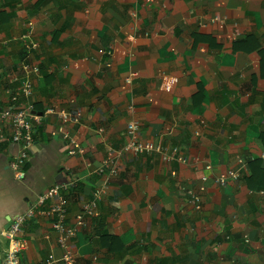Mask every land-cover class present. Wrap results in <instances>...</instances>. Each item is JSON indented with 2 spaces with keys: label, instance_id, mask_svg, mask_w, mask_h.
I'll return each instance as SVG.
<instances>
[{
  "label": "crops",
  "instance_id": "crops-1",
  "mask_svg": "<svg viewBox=\"0 0 264 264\" xmlns=\"http://www.w3.org/2000/svg\"><path fill=\"white\" fill-rule=\"evenodd\" d=\"M22 62L38 113L81 116L36 127L21 177L0 131V264L18 217L20 264H63L59 198L78 264H264V0H0L1 107ZM133 120L158 150L127 148Z\"/></svg>",
  "mask_w": 264,
  "mask_h": 264
},
{
  "label": "built area",
  "instance_id": "built-area-1",
  "mask_svg": "<svg viewBox=\"0 0 264 264\" xmlns=\"http://www.w3.org/2000/svg\"><path fill=\"white\" fill-rule=\"evenodd\" d=\"M33 46L32 42L27 43V47L31 48ZM22 71V77L19 80V86L13 90L11 93V101L5 107L0 106V131L4 130V125L8 124L10 127V141L17 145V151L13 158L11 159L9 165L11 169L16 173L17 177L23 175V168L25 167L29 150L34 143L36 127L43 123L49 115H58L63 119H69L74 122H79L81 114L79 112H68L63 109L58 110L55 107H49L44 112L38 113L35 110L34 104L30 101V97L34 92V82L33 77L40 74V69L37 65L22 62L20 64ZM129 135L131 136V142L127 146L129 150L139 153L141 151H155L159 148L152 142H142L138 138L139 135V125L137 121H130L127 125ZM69 135L64 132L63 139H67ZM72 147L69 148V154L82 153L83 149L74 140L70 141ZM264 156V154H263ZM168 158L167 156L165 157ZM210 168V166H207ZM115 172V170H113ZM208 176L203 177V181H207ZM240 179L239 169H231L226 173L218 175L215 181L218 185L224 186L229 181H238ZM205 189L204 186L200 187V191ZM104 189H101L96 194V198H100L103 194ZM190 195V203L195 206V208L200 209L202 207V198L199 192L194 190L188 191ZM58 194V187H54L47 191L45 195L39 200L40 203L48 197H52ZM97 207V201L92 200L84 204V212L77 216L78 225H81L84 221L83 218L87 215L93 214L94 209ZM52 212L54 213L56 220L54 223L55 229L59 233L58 243L63 249L62 262L63 264H78L77 262V251L71 249L68 245L69 237L74 233V229L68 228L65 224L66 219V204L64 200L60 199L53 207ZM23 217H18L10 225V246L6 251L4 257L2 258V264H20V254L25 249L26 243L24 239L20 238L21 223ZM39 264H51L50 261L41 262Z\"/></svg>",
  "mask_w": 264,
  "mask_h": 264
}]
</instances>
